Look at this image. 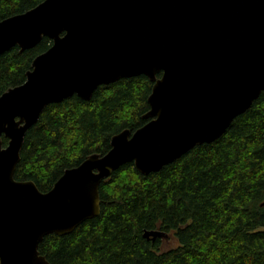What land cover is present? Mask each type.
Returning <instances> with one entry per match:
<instances>
[{"label": "water", "instance_id": "95a60500", "mask_svg": "<svg viewBox=\"0 0 264 264\" xmlns=\"http://www.w3.org/2000/svg\"><path fill=\"white\" fill-rule=\"evenodd\" d=\"M44 37L51 45L25 81L0 95V264H52L39 243L98 216L99 185L114 170H160L220 137L264 91V0H43L0 20V54ZM138 75L152 82L145 124L113 135L105 154L65 169L46 192L14 178L46 105Z\"/></svg>", "mask_w": 264, "mask_h": 264}, {"label": "trees", "instance_id": "16d2710c", "mask_svg": "<svg viewBox=\"0 0 264 264\" xmlns=\"http://www.w3.org/2000/svg\"><path fill=\"white\" fill-rule=\"evenodd\" d=\"M43 0H0V20ZM51 45L0 54V95L22 84L31 62ZM157 76H160L158 74ZM152 82L144 75L98 86L89 100L72 95L42 110L25 134L14 178L48 191L65 169L105 154L123 129L145 124ZM2 144L7 139L1 136ZM100 213L71 233L38 245L52 264H264V91L225 132L143 175L124 163L99 185ZM171 235L161 250L144 231Z\"/></svg>", "mask_w": 264, "mask_h": 264}, {"label": "rangeland", "instance_id": "374dc122", "mask_svg": "<svg viewBox=\"0 0 264 264\" xmlns=\"http://www.w3.org/2000/svg\"><path fill=\"white\" fill-rule=\"evenodd\" d=\"M176 245V241L171 235H166L165 237L162 238L160 248L161 250H166L170 247H173Z\"/></svg>", "mask_w": 264, "mask_h": 264}]
</instances>
